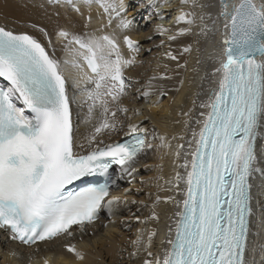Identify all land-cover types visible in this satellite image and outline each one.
I'll list each match as a JSON object with an SVG mask.
<instances>
[{
	"label": "snow or ice",
	"instance_id": "snow-or-ice-1",
	"mask_svg": "<svg viewBox=\"0 0 264 264\" xmlns=\"http://www.w3.org/2000/svg\"><path fill=\"white\" fill-rule=\"evenodd\" d=\"M50 2L78 14L82 28L71 20L70 26L57 25L51 33L40 28L44 43L31 32L0 26V77L8 82L0 87V229L30 247L74 238L102 210L114 215L128 202L129 190L113 194V165L119 166L121 179H135L142 155L154 147L172 148L167 135L121 119L130 111L123 106L126 97L133 92L145 101L154 92L167 96L155 82L172 79L168 64L146 81L127 74L141 48L138 40L123 34L132 24L125 0ZM189 4L192 10H187ZM93 5L99 10L98 27L92 26ZM180 5L173 27L157 25L156 30L168 42L195 36L199 44L200 37H218V50L208 57L211 72L202 77L213 86L196 94L192 107L182 112L187 119L175 121L182 132L171 140L183 141L174 152L176 161L182 159L177 167L183 172L176 171L173 188L181 194L184 185L183 199L157 195L142 221L159 223L155 208L162 201L179 209L162 250H153L157 230L141 228L129 256L140 258L141 264H249L251 181L262 170L257 164L264 156V145L258 152V141L264 140V0H180ZM85 6L88 14L82 11ZM122 44L133 55H126ZM57 46L62 58L56 55ZM165 46L163 56L176 62L177 69L186 68L187 60L179 61L193 45L184 44L178 54L161 40L158 47ZM77 102L87 108V135L73 121L72 104ZM120 133L122 138L112 139ZM156 140L160 145H154ZM64 247L76 260L85 259L75 244Z\"/></svg>",
	"mask_w": 264,
	"mask_h": 264
},
{
	"label": "bare ground",
	"instance_id": "bare-ground-1",
	"mask_svg": "<svg viewBox=\"0 0 264 264\" xmlns=\"http://www.w3.org/2000/svg\"><path fill=\"white\" fill-rule=\"evenodd\" d=\"M262 2V0H258ZM81 0H77L80 3ZM202 2V1H201ZM204 2V1H203ZM159 6V13L166 14L165 23L157 22L156 6ZM127 18L132 20L130 30L123 34L130 35L133 39L139 41L141 51L136 55L137 64L128 71V75L134 79L146 81L148 77L152 76L154 72H163V64H168L170 71L168 74L172 77L167 81H156L157 86L163 85L164 90L167 91V96H159L158 92H154L150 100L146 102L143 97H139L137 93L123 100V106L130 109L126 114H121V119L130 118L132 122L140 123L143 127L149 129V132H157L161 135H167L171 141L172 148L154 147L151 156L142 155L140 162L137 165L138 171L135 173V179L124 176L121 179V172L118 168L113 177V194L122 195L125 190L127 193V203H122L116 210L114 215H109L107 210H102L100 218L95 225L87 227L88 239L83 242L82 239L76 238L75 242H83L77 248L84 253L85 259L78 261L75 257L67 256L68 252L58 253L56 249V256L49 262V264H141V259L130 257L129 252L134 251L135 248L132 241L136 239L141 228L147 230L156 229L157 236L154 238V251L162 250L161 242L165 240L168 233V225H174V213L179 209L173 203L158 204L155 211L160 216L159 223L149 221L143 224L144 217L151 214L152 204L157 195L161 197L175 196L177 200H182V190L184 185H181V194L173 188L175 183L174 177L176 171L183 172L177 167V164L182 162L175 160L174 152L178 143H183L179 140H171L172 135H178L182 132V125L176 124L175 121L187 119L182 116V112L187 111L192 107V100L196 98L197 93L207 92L212 87L210 81L202 79L206 72H211L210 65L212 61L208 59L209 56L215 54L214 42L218 37L210 35L206 42L202 37L199 38L200 43L197 44V37L192 36L182 39L179 42H168L166 37L160 36L157 32V25L165 27H173V18L178 14V9L181 7L180 0H125ZM187 10H192L191 5L186 6ZM155 10V11H154ZM199 10V9H198ZM82 11L88 14L87 6L83 7ZM98 9L96 5L92 6L91 14L94 17L93 27L99 26V17L97 16ZM197 11V10H196ZM59 12V16H57ZM156 12V13H155ZM215 14V10H213ZM161 17V16H159ZM164 19V18H163ZM75 24L79 30L83 26V19L71 9L59 8L50 0H0V26H4L13 31H28L33 35L44 41L40 28L50 33L57 27V25L70 26ZM106 22V18L105 21ZM117 21H114V24ZM35 25V28H33ZM178 27V26H176ZM198 31V29H197ZM121 34V43L122 35ZM151 36V39L148 37ZM161 40H165V44L171 43V50L174 53H179L182 46L186 43L193 45V51L185 53L180 59L183 64L187 60V67L184 69H177L176 62L167 60L163 53L168 50L165 47H158ZM200 51L197 52V48ZM122 48L126 55H133L127 51L126 46ZM51 52L52 49L50 48ZM151 52V53H150ZM62 51L57 46L56 55L60 57ZM197 58L201 63H197ZM157 65H161L158 69ZM195 69H198L196 71ZM180 80L184 83L181 85ZM176 89H179L177 91ZM69 91L75 92L70 88ZM77 101L79 94L76 93ZM205 98L204 96L200 97ZM156 101H159L156 103ZM148 103V105H147ZM73 116L75 125L78 127L82 135H87L90 125H85L84 120L87 115V108L81 107L79 103H73ZM135 109H139L140 115H134ZM194 127H198L193 124ZM123 134L113 135L112 139H120ZM151 138V137H150ZM190 138V133L186 135L185 139ZM154 145H160V141H153ZM264 145V140L258 141V152L260 146ZM185 150H188L187 148ZM260 162L257 167L261 171L255 172L251 183L252 195V215L250 216V234L249 243L246 254V259L249 264H260V260L264 257V156H260ZM131 180V183H129ZM168 189H172L168 191ZM137 201L133 204L131 201ZM139 201H144L141 205ZM139 209V211H138ZM139 216L138 221L135 217ZM260 225V226H259ZM262 233V234H261ZM0 238L6 241L8 235L0 230ZM56 241L51 243L49 247H56ZM260 249V252L257 251ZM61 252V251H60ZM0 264H18L14 259L9 258L6 254L0 253Z\"/></svg>",
	"mask_w": 264,
	"mask_h": 264
},
{
	"label": "rangeland",
	"instance_id": "rangeland-1",
	"mask_svg": "<svg viewBox=\"0 0 264 264\" xmlns=\"http://www.w3.org/2000/svg\"><path fill=\"white\" fill-rule=\"evenodd\" d=\"M202 2L204 1V2H207V0H201ZM156 6H157V4H156ZM157 8H159V6H157L156 8H155V10H156V12H157V22L158 23H165V20H166V14L167 13H165L164 15H165V17H164V19H161L159 16H163V13H159L158 11H159V9H157ZM154 10V11H155ZM197 10V12H199V10L198 9H196ZM155 12V13H156ZM210 23V22H209ZM210 35L211 34H209V36L208 37H210ZM208 37H207V39H208ZM202 39L204 40L203 42H206L207 40H205V38L204 37H202ZM151 53V52H150ZM146 102H148V101H146ZM147 105H148V103H147ZM153 153V149H151V150H148V152H147V154H145V155H147V156H151V154ZM260 226V225H259ZM264 232V229L262 230V233ZM261 233V234H262ZM257 251H259L260 252V249H257ZM262 253H264L263 251H261V253L260 254H262ZM260 262V264H264V257H262L261 258V260L259 261Z\"/></svg>",
	"mask_w": 264,
	"mask_h": 264
},
{
	"label": "water",
	"instance_id": "water-1",
	"mask_svg": "<svg viewBox=\"0 0 264 264\" xmlns=\"http://www.w3.org/2000/svg\"><path fill=\"white\" fill-rule=\"evenodd\" d=\"M257 3H260V2L257 0Z\"/></svg>",
	"mask_w": 264,
	"mask_h": 264
}]
</instances>
